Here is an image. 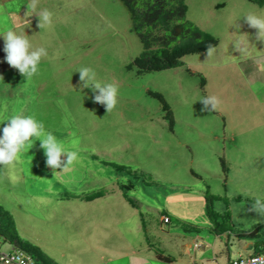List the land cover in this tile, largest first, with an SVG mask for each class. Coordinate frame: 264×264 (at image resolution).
I'll return each mask as SVG.
<instances>
[{"label": "rangeland", "instance_id": "rangeland-1", "mask_svg": "<svg viewBox=\"0 0 264 264\" xmlns=\"http://www.w3.org/2000/svg\"><path fill=\"white\" fill-rule=\"evenodd\" d=\"M184 1L186 18L218 39L212 54L188 53L179 66L141 72L133 60L143 44L121 0H36L35 9L30 0H0V31L14 29L47 50L25 80L4 59L0 36V120L32 115L78 152L67 170L53 173L33 139L13 166L0 167V206L22 238L46 236L43 244L62 264H129L125 245L144 256L174 255L183 235L213 240L207 194L219 197L216 212L231 214L230 225L220 218L230 257L264 254V219L251 210L256 198L264 200V41L243 17L264 16V4ZM43 9L52 24L39 29L33 11ZM246 37L240 56L232 42ZM81 67L117 86L110 112L94 102L91 88L80 87ZM149 91L163 95L172 128ZM204 96L217 97L215 110L201 111ZM94 239L97 246L87 242ZM0 248L13 245L0 236ZM222 252L226 261L224 243Z\"/></svg>", "mask_w": 264, "mask_h": 264}, {"label": "trees", "instance_id": "trees-1", "mask_svg": "<svg viewBox=\"0 0 264 264\" xmlns=\"http://www.w3.org/2000/svg\"><path fill=\"white\" fill-rule=\"evenodd\" d=\"M129 12L132 30L138 35L143 44V51L134 58L133 64L141 72L161 70L182 64L181 57L188 53L201 52L214 47L218 39L200 29L195 23L186 18L187 6L184 0H121ZM257 5H263L264 0H249ZM131 67V65H128ZM204 80H202V83ZM161 102L164 117L173 126L172 110L161 93L149 91ZM223 170L227 171L224 160L221 161ZM116 166H120L117 165ZM123 168V166H121ZM97 191L84 199L92 200L100 196ZM214 195H206V213L212 220L213 229L217 233L226 230L223 218L231 224V214H220L213 209ZM130 201V200H129ZM0 236L29 254L35 264H57L38 246L22 238L15 226L10 213L0 206ZM160 254V253H159Z\"/></svg>", "mask_w": 264, "mask_h": 264}, {"label": "clouds", "instance_id": "clouds-1", "mask_svg": "<svg viewBox=\"0 0 264 264\" xmlns=\"http://www.w3.org/2000/svg\"><path fill=\"white\" fill-rule=\"evenodd\" d=\"M30 4L35 9L36 0H30ZM28 10L29 4H27V12ZM33 13L39 18V29L52 24V13L48 9L39 12L33 11ZM243 17L246 18L250 27L258 30L256 38L264 41V16L247 14ZM237 27L239 26L237 25ZM0 36L4 40L3 51L6 53L4 59L10 66L18 70L25 80H29L38 72L41 57L47 55L46 48L43 46L33 48L27 36L18 34L14 29L0 31ZM237 36L239 35L237 34ZM232 43L239 50L240 56L246 55L247 46L250 45L247 37L246 41L237 39ZM211 54L212 49H207L206 56ZM76 71L79 72L80 87L91 88L96 93L92 97L94 102L104 105L106 111L110 112L117 104V86L112 83L101 84L96 81L92 70L88 67H81ZM0 78L3 79L2 76ZM97 89L98 93L95 92ZM199 100L202 102L201 111L210 112L217 107L218 100L215 96H204ZM3 121H8V123L0 128V167L13 166L19 160L20 153L29 149L27 146L33 139H39L40 147L44 150L46 157L45 164L51 168L53 173L57 169L67 170L74 161L78 160V152L66 149L52 132L45 131L43 122L38 121L34 116L16 114L0 120V122ZM62 156L65 159H62ZM251 210L257 212L260 218L264 219V200L256 198Z\"/></svg>", "mask_w": 264, "mask_h": 264}, {"label": "crops", "instance_id": "crops-1", "mask_svg": "<svg viewBox=\"0 0 264 264\" xmlns=\"http://www.w3.org/2000/svg\"><path fill=\"white\" fill-rule=\"evenodd\" d=\"M228 169L229 168H227V170ZM126 198H127V196H126ZM85 201L89 202L91 200H85ZM129 203H130L131 207L134 208L135 211L138 209V207L136 206V204L132 200H130ZM133 213H135V212L134 211L129 212L128 215L131 216V215H133ZM164 217L168 218V221H166V222L169 223L170 218L168 216H166L165 213L161 214L162 222L163 223L165 222V221H163ZM212 231L215 234L213 240H207L206 238L199 237L197 235H195L194 237H191L189 239H186L185 235H183L177 241L179 248H178V250H176V253L174 255H171V254L166 255V254H164V251L163 252L161 251V252H158V253H155L152 255L147 254L146 256H144V255L139 254V252L136 249L130 248V247L125 245L126 248H125V251L123 250V257H128L129 264H149V262H152V261L157 262L159 264H228L232 258L229 255V253H230L229 246H228L227 241L224 239L223 232L217 233L214 229ZM89 234L90 233H88V235ZM46 238H47L46 236H43L39 233L31 241V243H33L34 245H36L38 247L40 246L42 248L41 250L43 252L45 251L47 255L49 254L52 257H54L53 260H55L57 262V264H62L51 253V251H53V250H48L46 248L45 244H43V242ZM51 241H53V240H51ZM198 241H200L201 243H199ZM87 242L89 244L92 243L93 245H96L95 239L92 242H89V241H87ZM195 243H199L198 244L199 246L195 247L194 246ZM223 243L226 245V251L228 253L226 261L224 260L223 252H222L223 251ZM62 244H66V242L62 243ZM256 252H257V249L256 250L254 249L248 255L255 254ZM167 253H169V252H167ZM61 255H63V252ZM64 264H66L65 261H64Z\"/></svg>", "mask_w": 264, "mask_h": 264}, {"label": "built area", "instance_id": "built-area-1", "mask_svg": "<svg viewBox=\"0 0 264 264\" xmlns=\"http://www.w3.org/2000/svg\"><path fill=\"white\" fill-rule=\"evenodd\" d=\"M163 221H168L167 217ZM198 247V243L194 244ZM0 264H35L33 258L25 251L13 247L10 251L4 252L0 248ZM228 264H264V254H251L248 256H237L232 258Z\"/></svg>", "mask_w": 264, "mask_h": 264}]
</instances>
